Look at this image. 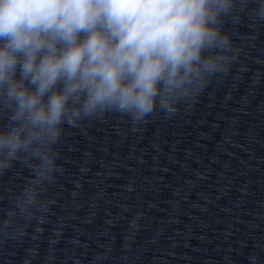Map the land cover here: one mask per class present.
<instances>
[{
    "label": "clouds",
    "instance_id": "obj_1",
    "mask_svg": "<svg viewBox=\"0 0 264 264\" xmlns=\"http://www.w3.org/2000/svg\"><path fill=\"white\" fill-rule=\"evenodd\" d=\"M244 15L264 22V0H0V177L23 181L10 208L44 222L67 130L109 114L136 130L194 103L237 61Z\"/></svg>",
    "mask_w": 264,
    "mask_h": 264
}]
</instances>
